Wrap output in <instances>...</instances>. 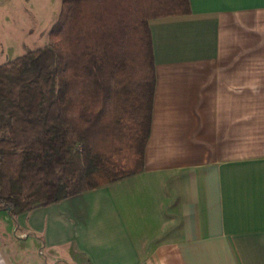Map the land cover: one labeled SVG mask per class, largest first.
<instances>
[{
	"label": "crops",
	"instance_id": "crops-1",
	"mask_svg": "<svg viewBox=\"0 0 264 264\" xmlns=\"http://www.w3.org/2000/svg\"><path fill=\"white\" fill-rule=\"evenodd\" d=\"M189 1L150 20L144 170L0 210V264H264V0Z\"/></svg>",
	"mask_w": 264,
	"mask_h": 264
},
{
	"label": "trees",
	"instance_id": "trees-1",
	"mask_svg": "<svg viewBox=\"0 0 264 264\" xmlns=\"http://www.w3.org/2000/svg\"><path fill=\"white\" fill-rule=\"evenodd\" d=\"M190 12L189 0H63L49 43L0 65V210L16 219L144 170L149 20Z\"/></svg>",
	"mask_w": 264,
	"mask_h": 264
},
{
	"label": "rangeland",
	"instance_id": "rangeland-1",
	"mask_svg": "<svg viewBox=\"0 0 264 264\" xmlns=\"http://www.w3.org/2000/svg\"><path fill=\"white\" fill-rule=\"evenodd\" d=\"M57 4L50 0H0V65L49 43Z\"/></svg>",
	"mask_w": 264,
	"mask_h": 264
}]
</instances>
